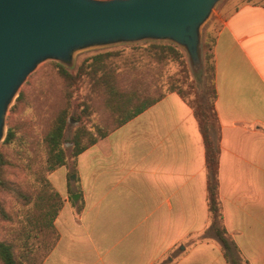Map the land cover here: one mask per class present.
Instances as JSON below:
<instances>
[{"label": "crops", "instance_id": "obj_1", "mask_svg": "<svg viewBox=\"0 0 264 264\" xmlns=\"http://www.w3.org/2000/svg\"><path fill=\"white\" fill-rule=\"evenodd\" d=\"M218 18L219 197L230 256L210 225L198 121L171 92L80 153L74 174L63 166L48 175L64 203L43 264H264V5Z\"/></svg>", "mask_w": 264, "mask_h": 264}, {"label": "trees", "instance_id": "obj_2", "mask_svg": "<svg viewBox=\"0 0 264 264\" xmlns=\"http://www.w3.org/2000/svg\"><path fill=\"white\" fill-rule=\"evenodd\" d=\"M245 3L264 5V0H245ZM220 26L221 22L218 18L207 30L200 45L202 57L200 86L190 82L186 75L178 78L168 77L169 79L165 81L166 90L150 94L151 90L157 92L160 88L163 69L168 64H178L182 67V73L187 70L181 49L171 43L158 41L134 46L130 53H125L123 50L99 52L82 62L75 72L64 64H53L55 73L61 80L59 97L62 101L58 109L52 112L43 137L45 158L39 161L37 158L28 157L30 163L28 167L30 171L32 170L34 180L26 186L10 181L6 176L7 168L13 163L3 153L0 154V217L6 221H12L14 218L5 210L2 194L11 193L16 203L22 205V208L16 212L19 217L18 224L11 229L7 239L0 240V264H43L59 240L54 221L64 203L62 196L49 181L48 175L63 166H71V173L74 174L76 158L80 153L106 138L111 132L171 92L179 94L191 106L198 121L205 147L210 225L221 242L226 256H230L235 243L223 224L219 197L220 147L216 137L219 120L215 108L217 90L214 46ZM126 68L131 69L130 77L127 79L130 81V88L124 86ZM148 74L152 75L150 81L147 79ZM41 84L44 87L48 86ZM183 85H186L189 91L181 87ZM82 87H87L88 93L83 100L76 102L75 107L80 108V114L72 118L81 121L83 116L88 118L92 116L94 108L91 105V96L99 90L105 109L110 113L113 121L109 122L106 119L102 126L97 123L89 128L82 125L73 133L71 139L66 140L68 118L72 114L76 94ZM47 92L49 93L44 90L42 95L48 97L49 105H54L50 101L54 91ZM189 94H193V98L190 99ZM24 99L25 93L21 91L17 103H21ZM41 105L44 107L48 104L42 102ZM16 140V129L9 127L3 145L11 146ZM67 143L72 144L71 163L64 149Z\"/></svg>", "mask_w": 264, "mask_h": 264}, {"label": "water", "instance_id": "obj_3", "mask_svg": "<svg viewBox=\"0 0 264 264\" xmlns=\"http://www.w3.org/2000/svg\"><path fill=\"white\" fill-rule=\"evenodd\" d=\"M221 1L0 0V143L10 106L41 63L145 40L173 42L200 62L201 29Z\"/></svg>", "mask_w": 264, "mask_h": 264}, {"label": "rangeland", "instance_id": "obj_4", "mask_svg": "<svg viewBox=\"0 0 264 264\" xmlns=\"http://www.w3.org/2000/svg\"><path fill=\"white\" fill-rule=\"evenodd\" d=\"M244 3L245 0H222L214 10L211 18L204 24L201 29V44L203 42L205 33L210 28V26L214 25L220 15H222L223 17L227 16L228 14L233 12V9L236 6L240 4L243 5ZM147 42H151V40H145L135 43L114 44L105 47H96L82 50L74 55L73 62L64 65H66L67 68H69V70H71L72 72H75L82 62L99 52L107 50H123L125 51V53H130V51H133L132 47L143 45ZM158 42L171 43L179 47L184 54V61L187 70L186 72L182 73V67L178 64H168L165 69H163V81L159 85L160 88L157 92L151 90L150 94H157L160 90H166L167 86L165 81L169 79L168 77L178 78L186 75L188 76V80L190 82L194 83V85L198 84L200 86V67L202 66V57L199 55L200 62H194L184 47L179 46L170 41ZM54 63L63 64L58 61L48 60L38 65L36 70L27 78L25 83L20 88L19 94L21 91L25 93L24 101H22L21 103H17V98L19 97L18 94L7 113L6 135L9 127H13L16 129L17 132V140L11 146H4L3 140V142L0 143V154L3 153L13 163V165H10L7 168V178L10 181L16 182L21 186H26L34 180V177L31 172L32 170L30 171V167H28L30 164L28 162V157L33 159L37 158L39 161H42L45 158V146L43 144V137L47 130V124L50 120V117L52 116V112H55V110L58 109L62 101V99L59 97V88L61 85V80L55 73L53 66ZM124 71H126V77H124L126 79L124 81V86L130 88V81L127 79H129L130 77L129 73L131 72V69L126 68ZM147 79L148 81H150L152 79V75L148 74ZM41 83H44L48 86L44 87ZM181 87H183L185 90H188L186 85H183ZM44 90L46 93H49L47 91H54V94H52V97L50 98V101L54 103V105H49L48 97L46 95H42ZM87 93L88 88L82 87L80 91L76 94L72 114L68 118V126L65 131L66 140L71 139L73 133L82 125L86 126V128H89L90 126L92 127V124L97 123L99 126H102V123L106 119H108L109 122L113 121L112 116L105 109L103 97L99 90H97L91 96V105L94 108L92 109V116L90 118L83 116L81 121H77L72 118L77 117L80 114V108L75 107V105L76 102L83 100ZM189 95L190 99L193 98V94ZM42 102H46L48 105L42 107ZM64 149L66 150L69 162L71 163L72 144L67 143L66 145H64ZM69 167L71 171V166ZM1 197L5 210L11 213L14 217L12 221H6L0 217V240H5L8 238V234L10 233L11 229L15 227L19 222V217L16 212H18V209L22 208V205L16 203L11 193H4ZM262 254L264 255V252H262ZM254 260L260 261L261 259L255 257Z\"/></svg>", "mask_w": 264, "mask_h": 264}]
</instances>
